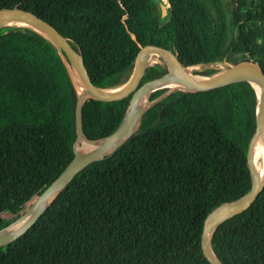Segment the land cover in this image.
<instances>
[{"label": "trees", "instance_id": "1", "mask_svg": "<svg viewBox=\"0 0 264 264\" xmlns=\"http://www.w3.org/2000/svg\"><path fill=\"white\" fill-rule=\"evenodd\" d=\"M161 2L0 0V9L22 7L49 20L102 88L140 77L133 71L153 47L184 67L202 66L192 71L202 75L249 62L264 68V0H167L166 15ZM153 57L139 86L172 66ZM69 64L32 27L0 28V230L77 155L79 95ZM258 106L251 84L166 94L123 145L81 170L26 234L0 247V264H212L202 250L204 222L252 188L247 153ZM128 107L87 98L84 137L114 132ZM211 243L225 264H264V188L216 227Z\"/></svg>", "mask_w": 264, "mask_h": 264}, {"label": "water", "instance_id": "2", "mask_svg": "<svg viewBox=\"0 0 264 264\" xmlns=\"http://www.w3.org/2000/svg\"><path fill=\"white\" fill-rule=\"evenodd\" d=\"M163 10L164 13H167V8H163ZM12 18L28 19L48 33V35L44 34L43 32L32 27L33 29L43 33L48 38H50L60 48V50L68 56L73 66H75L79 70L81 75L85 78L88 85V91L92 93L90 97L103 103L113 105H128L129 107L125 118L114 132L101 139L103 140V142L99 146L91 150L86 156L78 158L76 155V157L66 166V168L58 175V177H56L53 182L39 195V197L24 213L19 215L14 221H12L5 228L0 230V247L14 242L20 237H22L24 234H26L31 229V227L35 225L39 218L44 214V212L51 205V203L59 194V192L62 191V189L81 170H83L86 166H88L95 160L101 159L105 155L112 153L132 136L135 130L139 127L145 111L152 105H139L143 99L146 100L147 96L149 97L154 92L161 89H168V93L172 91H181L187 94H195L202 90L217 89L237 84H251L254 86L255 89L256 85H258L262 88V93L261 95H259L256 89L259 96V106L256 117V129L253 137L251 138L250 146L247 153V161L253 177L252 188L239 199L225 202L216 207L213 211H211L205 219L201 237L202 250L205 257L212 264H225L218 258L212 248L211 240L216 227L223 223L226 219L232 218L236 214L246 211L254 203V201L257 199L262 189L264 188V178L261 180L259 179L254 168L253 160L251 158L253 142L259 137L260 125L261 122L264 121L263 66L259 62H249L246 64L235 66L234 68L226 71L227 73L224 72L219 77H215L216 74L210 76L201 75L199 77H191L189 78V80L195 81L199 85L195 89L188 90L183 84L175 81L176 79L171 77L176 67H179L180 69L188 68L184 67L182 63H180L178 60V63L172 64L170 69L163 72L150 74L151 76L156 75L155 79H152L151 81L140 85L132 92L121 96H111L105 94L102 91V89L109 88L99 87L95 83L94 78L89 68L87 67V64L80 51H78L75 46L71 43V41L49 20H47L40 14L26 8H5L0 9V28L5 25H10L6 24V22ZM138 57L141 58L142 54H140ZM85 101L83 103H80L79 98V105L76 110V125L78 135L75 140L74 146H76V143L83 140H86L87 142L95 141L85 138L82 131L81 112ZM18 224L21 225H19V227H16V229L9 232H3L5 229L11 226H17Z\"/></svg>", "mask_w": 264, "mask_h": 264}, {"label": "bare ground", "instance_id": "3", "mask_svg": "<svg viewBox=\"0 0 264 264\" xmlns=\"http://www.w3.org/2000/svg\"><path fill=\"white\" fill-rule=\"evenodd\" d=\"M6 24H16V25L33 27V28L43 32L44 34L48 35V33L44 29H42L41 27H39L38 25H36L35 23L31 22L28 19L12 18V19L8 20L6 22ZM152 53H153V51H151V50L148 51V55H147L146 59L144 60V69L146 66H148L152 63V59H153ZM70 68H71V73L73 76L75 86H76L77 91H78L80 103H83L85 100H87V98H89L92 95V93H90V91H88L87 82H86L85 78L81 75L79 70L75 66H70ZM192 68L180 69L179 67H176V69L173 72V74L171 75V77L175 78L176 79L175 81L183 84L186 89H188V90L195 89L196 87H198L199 84L195 81H190L189 78L199 77L202 74L193 73ZM143 73H144V70L142 71L140 77H138L137 79H132L124 85H121V86H118L115 88L102 89V91L105 94L111 95V96L126 95V94L132 92L133 90H135L137 87H139V83L142 79ZM219 75L220 74H216L215 77H219ZM152 79H155V78H152ZM152 79L146 81L145 83L151 81ZM256 89H257L259 95H261L262 88L260 86L256 85ZM143 101H145V100L143 99L139 105L144 104ZM102 142H103V140L100 139V140H95L92 142H87L86 140H83V141L76 143L77 157L82 158V157L86 156L91 150H93L95 147L99 146ZM251 158L253 160L254 168H255V171H256L259 179L260 180L263 179L264 178V121H262L261 125H260L259 137L257 139H255L253 142L252 151H251ZM19 225H21V224H18L17 226H11V227L5 229L3 232L12 231V230L16 229V227H19Z\"/></svg>", "mask_w": 264, "mask_h": 264}, {"label": "rangeland", "instance_id": "4", "mask_svg": "<svg viewBox=\"0 0 264 264\" xmlns=\"http://www.w3.org/2000/svg\"><path fill=\"white\" fill-rule=\"evenodd\" d=\"M160 6H161L162 10H163V8H167V0H162V2L160 3ZM163 13H164V10H163ZM166 14L167 13H164V15H166ZM150 50L153 51V53H152L153 55H163L166 59H168L171 62V64L178 63V59H177L176 55L173 52L166 50L165 48L153 47V48H150V49H145L146 55H148V51H150ZM157 60H159L158 57H153V59H152V61H157ZM201 67L202 66H194L193 68L192 67H188V68L189 69L192 68V71H193V69L201 68ZM143 70H144V64H142L140 62L137 63V66H136V68L133 71V76H137V75L141 74ZM222 74H220L219 76H221ZM167 93L168 92H165L162 95L157 96V97H153L152 95H150L149 97L147 96L146 100L143 101V102H144V104H146V106H149V105L159 101Z\"/></svg>", "mask_w": 264, "mask_h": 264}]
</instances>
